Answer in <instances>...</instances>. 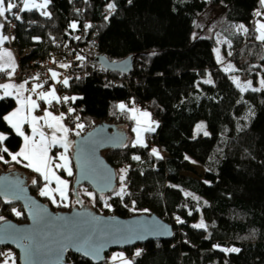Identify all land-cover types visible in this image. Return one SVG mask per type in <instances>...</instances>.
<instances>
[{
  "label": "trees",
  "instance_id": "1",
  "mask_svg": "<svg viewBox=\"0 0 264 264\" xmlns=\"http://www.w3.org/2000/svg\"><path fill=\"white\" fill-rule=\"evenodd\" d=\"M109 3L115 4L112 12L107 10ZM260 8L259 0H51V19L38 11L20 13L23 22L16 20V45L21 53L32 51L22 64L58 55L65 61L76 59L73 71L84 73L68 78L69 86L62 84L57 90L61 96L76 97L74 107L85 108L84 129L74 138L106 124L127 139V147L103 155L118 173L117 191L119 169H128L125 185L130 195L121 200L114 193L96 194L87 185L75 189L72 163L71 202L57 207L39 195L46 182L23 163L11 162L5 153L9 163L0 161V169L15 168L23 174L30 193L55 212L84 209L120 218L157 215L171 224L172 241L122 251L133 264H264V91L241 93L214 54L220 43L224 60L238 69L241 83L257 82L264 75V45L254 32L255 22L264 20L255 15ZM207 16L211 18L205 23ZM72 22L76 30L70 28ZM85 24L92 28L85 29ZM237 24L249 33H239ZM78 55L84 59L78 60ZM101 56L111 62L132 58L134 69L128 75L101 73L104 68L95 61ZM209 79L212 82L206 83ZM120 102H133L153 113L159 128L148 140L162 159L151 155V147H131L133 126L119 110ZM57 106L53 102L50 109L60 113ZM15 107L13 98L0 99V132L9 135L5 144L13 153L19 151L22 138L2 117ZM200 121L206 122L210 135L194 137ZM85 190L95 194V203ZM133 201L135 211L130 210ZM0 216L3 221L27 222L21 205L1 200ZM201 220L206 230L192 227ZM214 245L240 251L225 253ZM137 250L140 256H135ZM16 257L20 264L17 252ZM66 261L96 264L74 253ZM108 262L107 258L103 264Z\"/></svg>",
  "mask_w": 264,
  "mask_h": 264
},
{
  "label": "snow or ice",
  "instance_id": "2",
  "mask_svg": "<svg viewBox=\"0 0 264 264\" xmlns=\"http://www.w3.org/2000/svg\"><path fill=\"white\" fill-rule=\"evenodd\" d=\"M51 0H0V18H3L5 23L11 24V21L8 19V14H11L13 18L17 21L23 22V18L19 13L23 12H33L38 11L41 16H44L48 19H51V13L46 11L50 4ZM87 2V0H85ZM131 2V0H129ZM259 4L261 8H264V0H259ZM15 10V11H14ZM107 10L112 12L115 10V4L109 3L107 5ZM257 17L264 16V13L261 11H257L255 13ZM109 17L105 16V20ZM32 22V21H30ZM5 23H0V46H3L5 42L10 39H15V37H8L3 34V30L5 28ZM15 27V25H12ZM70 28L76 30L78 25L76 22H72L70 24ZM85 29L92 28L91 24H85ZM239 31H242L245 35L249 33V29L246 28L243 24L237 26ZM254 32L256 33L255 39L259 41L262 45H264V22L257 20L254 26ZM81 37L77 36L75 39L79 40ZM38 39V38H36ZM231 47V44H229ZM155 54V53H153ZM229 56L232 55L231 52L228 53ZM78 60H83V56H77ZM264 59V56L261 57ZM217 61L219 63H223V59L217 50ZM55 62V61H53ZM62 68H68L70 65L60 64ZM254 67H259L254 66ZM11 69V71H8ZM16 64L13 54L7 49H3L0 47V73L5 74L9 79L15 74ZM225 72H233L238 71V69L234 68L232 64H228L224 68ZM259 75V74H257ZM59 73L56 71H51V79L56 81L57 83H62L64 87L69 86L68 78H64L62 81L58 79ZM34 80H39V74L33 77ZM235 86L240 90L241 93L246 91L251 92H260L264 91V78L259 79V88L252 86V81L248 80L246 83H241L238 77H230ZM206 83H211L212 81L209 79L205 81ZM28 81H24L20 84L14 83H4L0 84V90L3 91V96H0V99H4L5 97H12L16 100V103L19 107L15 108L14 111L4 115L2 119L7 122V124L14 130L15 134L22 138V145L19 151L13 153L9 151L8 147H3V143L8 137L2 133H0V152L7 153L8 156L11 157V161L17 164L22 161H26L24 163L25 168H30L33 172L37 173L39 177H42L46 182L44 187L41 188L39 195L47 196L54 205L57 207H69L68 203H66L68 199V181L61 178L60 175L57 174V170L62 169L67 173L68 176L73 175L72 168L69 166L70 161L67 156V152L70 148V142L68 140V133L70 129L66 127L63 121L66 119L65 114L62 112L60 115H54L53 112L49 111L48 108L53 106V101L58 105L61 103V99L64 103H67L69 99L75 101L76 97H68L64 96L61 98L57 95V90L55 86H50V90L47 91H38V89L43 88V83L34 84L31 89L26 87ZM47 83V81H45ZM31 94H35L38 97V100L43 101L48 107L41 109V105L37 103V100L32 99V95L25 96V92H29ZM119 109L124 111L131 112V119H133L136 123V127L133 131L136 133V138L133 141L131 147H141L147 148L148 145L144 140L142 135L143 132L153 131L152 124L154 122L151 121L150 114L148 112H139L137 109L133 108L128 110L126 106L121 103L118 105ZM41 109L43 111L42 116L33 115V113L37 110ZM69 113L73 112L74 109L69 108ZM77 120L79 117L76 118ZM43 122V123H41ZM27 124L31 129V134H26V130L24 125ZM76 127L78 129H83V124H77ZM204 125H197V132L204 130ZM44 128L50 130V135L44 131ZM59 134V135H58ZM79 132H76V135H79ZM205 136H208L209 133L207 131H203ZM56 146L63 148V152L53 156L50 155V150ZM122 146L127 147L126 144H122ZM151 155L155 156L157 159H162L157 149H151ZM133 160L139 161L140 157L137 155L132 156ZM187 159V157H186ZM0 161L4 163H9V161L4 160V156L0 155ZM86 169V165L84 166ZM128 169H121V175L119 177L120 188L119 190H115L111 185V177H108L102 185L98 186L101 192L105 190H112L114 194L120 197L123 200L125 195H130L127 192V188L125 185L126 175ZM33 184L37 183L36 179H33ZM55 183V188L50 187ZM95 203L96 197L94 193H86ZM185 195H188L187 193ZM59 197V201L56 197ZM16 198H19L18 196ZM101 199L104 200V207L109 208L111 210V205L107 203V200L101 196ZM7 202V201H6ZM78 203H82L81 201H77ZM127 207V205H125ZM135 211V202L133 201V207L130 209ZM16 216H20L21 213L17 212L15 209H12ZM191 215V213H189ZM30 218L33 220L36 228L33 230V233L29 234L26 230L17 229L14 226L9 225L7 230H4V234L11 236L17 243L18 246L23 250L22 256V264H40L43 257L52 256L55 259V264H63V258L65 253L73 248L75 251L79 252L81 255L85 257H89L93 260L100 259V252L105 247L104 244L99 241L103 238L102 235L95 230L94 227L90 226V222L84 221L78 227V230L75 233L71 234H60L59 239L50 237V234L43 233L38 230L41 226H47L50 221L47 219L45 211L36 209L35 211L30 212ZM60 220H67L68 218L60 217ZM178 223H184L179 217H176ZM4 217L0 216V221H3ZM194 228L205 229L206 225L203 220L200 223L192 225ZM135 229H113L112 235H125L130 240L134 239H143L146 238L144 235H136L132 236V233ZM26 241V242H25ZM4 241L0 239V243ZM215 248H219L221 251L225 253H238L240 251L239 248H220L219 245H214ZM141 250H137L135 252V256H140ZM119 260L121 264H133V261L125 258L123 253H119L113 255L112 261L113 264ZM15 264V262H13Z\"/></svg>",
  "mask_w": 264,
  "mask_h": 264
},
{
  "label": "water",
  "instance_id": "3",
  "mask_svg": "<svg viewBox=\"0 0 264 264\" xmlns=\"http://www.w3.org/2000/svg\"><path fill=\"white\" fill-rule=\"evenodd\" d=\"M95 61L106 71L121 75H128L134 69V60L132 58H127L120 62H111L106 57L101 56ZM127 143L128 141L124 135L119 134L115 129L106 124H101L77 137L74 141L72 153V163L75 168V189L87 185L96 194H113L114 191L112 190L101 192L98 187L108 177H111L112 188L115 190L118 188V173L107 162L103 154L109 150H122L124 148L122 144L127 145ZM85 165L87 166L86 169ZM17 196L19 198H16ZM0 200L10 206L21 205L27 217V222L24 224H18L11 220L0 222V239L4 241L0 243V248H11L17 252L20 264H22L23 250L11 236L4 234V230H7L9 225H11L17 229L26 230L29 234L33 233L36 226L30 218V212L35 211L37 208L45 211L47 219L50 221L47 226H41L38 230L50 234V237L59 239L61 238L60 234L75 233L79 225L84 221L90 222V226L94 227L103 237L99 241L105 245L100 252V259H90L81 255L75 249L70 248L65 253L63 264H67L66 259L69 253H74L96 264H103L112 252L131 249L138 245H145L148 242L172 241L175 238L173 226L157 215L120 218L117 216L99 215L92 210L84 209L73 210L71 212H55L51 206L43 203L39 198L30 193L25 178H21L17 173L13 172H4L0 175ZM60 217L68 219L60 220L58 219ZM117 228L135 229L132 236L144 235L146 238L130 240L125 235H112L113 229ZM40 264H55V259L52 256H46L42 258Z\"/></svg>",
  "mask_w": 264,
  "mask_h": 264
},
{
  "label": "rangeland",
  "instance_id": "4",
  "mask_svg": "<svg viewBox=\"0 0 264 264\" xmlns=\"http://www.w3.org/2000/svg\"><path fill=\"white\" fill-rule=\"evenodd\" d=\"M39 1V0H38ZM261 9H264V8H260L259 9V11H261ZM46 11H48L47 9H46ZM210 18H211V16H207V18L205 19V23H207V21L208 20H210ZM261 22H264V20H261V19H259ZM0 23H1V21H0ZM2 23H3V21H2ZM238 25H241V24H237L236 25V29L238 30V28H237V26ZM245 26V25H244ZM246 27V26H245ZM247 28V27H246ZM238 32L239 33H242V34H244L242 31H239L238 30ZM3 34L5 35V33H4V30H3ZM9 41H7V42H5V44L7 45V46H9V48L11 49V47H10V45H9V43H8ZM12 50V49H11ZM217 50L219 51V54H220V56L222 57V59H223V63H221V65H222V67L223 68H225L228 64H231L230 62H228L227 60H224V56H223V54H222V47H221V44L219 43V45L218 46H216L215 48H214V54H215V57H216V60H217ZM230 74H232L231 75V77H238L239 78V76H238V74H236V71H233V72H229ZM260 78H264V75L263 74H261V75H259V77H258V80H257V82H252V86L253 87H256V88H259L260 87V85H259V79ZM20 83H23V81H20ZM34 84H38L37 82H33V83H30V84H26V85H31L30 87H32ZM243 84V83H242ZM47 90H50V87H47V88H40V89H38V91H47ZM29 94L30 95H32V99H37L38 100V97L35 95V94H31L30 92H29ZM57 95L58 96H60L61 98H63L64 96H68V97H70L69 95H63V96H61V94H59V92L57 91ZM1 96V95H0ZM71 98V97H70ZM69 100H72V99H69ZM16 101V100H15ZM61 101H62V99H61ZM53 102H55V101H53ZM37 103L38 104H40L41 103V101H37ZM121 103H123L125 106H126V108L128 109V110H131V109H133V108H135V109H137L139 112H148L149 114H150V117H151V121L152 122H154L153 124H152V127H153V131H148V132H143L142 133V135H143V137H144V140H145V142L147 143V145H148V147H151V149H153V148H155V149H157V147H156V145L154 144V143H150L149 142V140H148V134H153V133H155L157 130H158V128H159V122L155 119V117H154V115H153V113L150 111V110H148L147 108H143V107H141V106H138V105H135L133 102H132V104L131 103H127V102H120L118 105H120ZM41 105V104H40ZM17 107H19V105L16 103V107L15 108H17ZM46 107H48L47 105H46ZM45 107V108H46ZM15 108L12 110V111H14L15 110ZM119 108V107H118ZM39 111H41V109H38ZM48 110L49 111H51V112H53L50 108H48ZM120 110V109H119ZM11 111V112H12ZM121 111V110H120ZM122 112V111H121ZM123 113V115L126 117V119L127 120H129L130 122H132V126H133V128H132V138H133V140H132V143H133V141L135 140V138H136V133L133 131V129L136 127V123H135V121L133 120V119H131V112L130 111H124V112H122ZM53 114L54 115H60V113H54L53 112ZM33 115H36V111L33 113ZM37 116V115H36ZM38 116H42L41 114H39ZM41 123H43V122H41ZM63 123H64V125L66 126V127H68L69 129H70V131H69V133H68V140H69V142H70V148H69V150H68V152H67V156H68V158H69V161H70V167L72 168V153H73V149H74V141H75V138H74V136H75V134H76V132H82V131H80L77 127H76V124H74V125H70V124H68L65 120L63 121ZM199 124H203L205 127H204V130L203 131H207L208 133H209V135H210V132H209V129H208V127H207V124H206V122L205 121H200V122H198L197 123V125H199ZM27 124H25L24 125V128H25V126H26ZM197 125H196V127H195V129H194V137H198V136H200V135H204L203 134V131H200V132H197ZM28 126V125H27ZM29 127V126H28ZM30 128V127H29ZM26 130V129H25ZM31 130V129H30ZM44 131L46 132V133H48L49 135H50V130L49 129H47V128H44ZM0 133H2V134H4V135H6L7 137H9V135L7 134V133H5V132H0ZM26 134H28V132H26ZM59 135V134H58ZM205 136V135H204ZM6 141V140H5ZM5 141H4V143H3V147H8L6 144H5ZM23 143V142H22ZM51 151H52V155L53 156H55V155H57V154H59L60 152H63L64 150H63V148H61V147H59V146H56V147H54V148H52L51 149ZM0 155H3L4 156V160H7V158H6V156H5V153H0ZM10 161H11V159H10ZM140 161V160H139ZM12 162V161H11ZM13 163H15V162H13ZM21 163H26V161H22ZM14 169L15 168H10V169H8V170H2V169H0V173H4V172H13V173H18V175L21 177V178H23V174H21V173H19L18 171H14ZM73 169V168H72ZM121 169H125V168H120L119 169V172H120V175H121ZM74 170V169H73ZM66 173V172H65ZM67 174V173H66ZM29 181L28 182H30V180H32V179H28ZM52 185H50V187H51ZM121 186V185H120ZM89 192H91V191H89V190H85L84 191V193H89ZM92 193V192H91ZM68 195V199H67V201H66V203H68V205H69V203L71 202L70 200H71V196L69 195V194H67ZM57 198V197H56ZM90 198V197H89ZM57 200L59 201V197L57 198ZM90 200H92L91 198H90ZM92 202H93V200H92ZM0 222H2V221H0ZM4 251H1L0 252V264H13V262H15V264H17L18 263V260H17V257H16V252L13 250V249H11V248H4L3 249ZM123 253L124 254V252H122V251H115V252H112L111 254H110V256L108 257V259H109V262H112L113 263V261H112V255L114 254V253ZM124 256H125V258L126 259H128L127 258V256L124 254ZM129 260V259H128ZM115 264H121V262L119 261V260H117L116 262H115Z\"/></svg>",
  "mask_w": 264,
  "mask_h": 264
},
{
  "label": "built area",
  "instance_id": "5",
  "mask_svg": "<svg viewBox=\"0 0 264 264\" xmlns=\"http://www.w3.org/2000/svg\"><path fill=\"white\" fill-rule=\"evenodd\" d=\"M19 2V0H17ZM15 11V10H14ZM20 14V13H19ZM8 19L11 21V24L5 23L3 20V23H5L4 33L8 37H15V39L9 40V45L13 51V53L17 57L18 67L16 70V79L18 81H28V83L37 82V83H43L44 85H51L55 86L56 90H60L62 83H57L56 81H53L51 79V71H56L59 73V80H63L64 78H73L75 76H82L84 73L81 72H74L73 69L77 67V61L76 59H73L71 61H65L62 60L58 55H51L46 59H38L30 61L28 64H22V60H24L27 56L31 54V50H26L23 53L20 52L19 48L16 45V20L13 18V16H8ZM12 25H15L13 27ZM55 61V62H53ZM60 64H67L70 65L68 68H62L59 65ZM106 70H101V73H105ZM39 74V80H34L33 77ZM47 81V83H45ZM73 100H68L67 103H64L63 100L60 104H58L57 109L60 111V113H64L66 116V119L74 124H83V119L81 116L82 111L85 110L84 107L82 108H76L73 105ZM74 109L73 112L69 113L68 109ZM79 117L77 120L76 118ZM84 129V128H83ZM83 129H79L80 131H83ZM108 264H113L112 262H108Z\"/></svg>",
  "mask_w": 264,
  "mask_h": 264
},
{
  "label": "crops",
  "instance_id": "6",
  "mask_svg": "<svg viewBox=\"0 0 264 264\" xmlns=\"http://www.w3.org/2000/svg\"><path fill=\"white\" fill-rule=\"evenodd\" d=\"M37 2H39V1L37 0ZM0 21H1V23H2L3 18H0ZM0 47H2L3 49H7L8 51H10V52L13 54V57H14V59H15V64H16V70H17L18 62H17V57H16V55H15V54L13 53V51L9 48V46H7L6 44H4L3 46H0ZM8 71H11V69H9ZM15 75H16V71H15V74L12 76V78L9 79L5 74L0 73V84H4V83L20 84V81H18V80L16 79V76H15ZM30 86H31V85H26V87H27L28 89H31ZM29 92H30V91H29ZM29 92H25L24 95H25V96L30 95ZM0 95L3 96V91H2V90H0ZM5 98H7V97H5ZM8 98H12V97H8ZM13 99H14V98H13ZM14 100H15V99H14ZM34 100H37V99H34ZM37 101H40V100H37ZM40 104H41V109H43V108L46 107V104H45L43 101H41ZM39 114L43 115V111H42V110L39 111V110L37 109V110H36V115L38 116ZM25 129H26V132H28V134H31V130H30V128H29L27 125L25 126ZM22 142H23V141H22ZM50 155H52V151H51V150H50ZM71 166H72V165H71ZM72 168H73V166H72ZM72 171H73V169H72ZM60 172H64V173H65V171H63L62 169L57 170V174L60 175L62 179L68 181V193H67V194H69V189H70L69 186H70V185H69L68 177H71V176H68L66 173H65V176H64V175H62ZM51 187H52V188H55V183H53ZM57 198H58V196H57ZM116 254H119V253L117 252V253H114L113 255H116ZM113 255H112V257H113Z\"/></svg>",
  "mask_w": 264,
  "mask_h": 264
},
{
  "label": "flooded vegetation",
  "instance_id": "7",
  "mask_svg": "<svg viewBox=\"0 0 264 264\" xmlns=\"http://www.w3.org/2000/svg\"><path fill=\"white\" fill-rule=\"evenodd\" d=\"M44 197H47V196H44Z\"/></svg>",
  "mask_w": 264,
  "mask_h": 264
}]
</instances>
